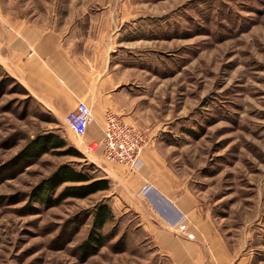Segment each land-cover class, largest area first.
Here are the masks:
<instances>
[{
	"label": "rangeland",
	"instance_id": "374dc122",
	"mask_svg": "<svg viewBox=\"0 0 264 264\" xmlns=\"http://www.w3.org/2000/svg\"><path fill=\"white\" fill-rule=\"evenodd\" d=\"M40 1L31 6L36 14ZM60 7L63 16L51 10L57 17L49 25L47 16L48 27L61 21L86 33L94 23L90 43L109 46L112 70L139 78L131 86L139 88V128L149 139L139 161L150 147L163 149L212 211L239 258L232 263L264 264V0H63ZM63 121L0 65V264H172L116 187L49 208L28 204L31 189L64 163L104 178L97 155L120 165L106 160L102 140L88 147V133L67 139L79 156L48 153L11 165L38 135L62 134ZM100 203L114 213L102 230L108 240L81 261L76 246Z\"/></svg>",
	"mask_w": 264,
	"mask_h": 264
},
{
	"label": "crops",
	"instance_id": "0c3cea01",
	"mask_svg": "<svg viewBox=\"0 0 264 264\" xmlns=\"http://www.w3.org/2000/svg\"><path fill=\"white\" fill-rule=\"evenodd\" d=\"M37 1L0 0V65L33 99L62 120L79 102H86L95 119L87 134L88 147L101 144L109 110L141 130L139 88L131 86L134 82L138 86L139 78L112 70L109 46L90 43L96 31L94 23L86 33L72 31L61 21L48 27L51 10L56 8L58 16H63V0H41L44 8L36 14L31 6ZM101 37L109 41V36ZM62 134L74 142L75 134L64 121ZM100 159L97 155L94 161L111 181V189L121 190L172 264H233L239 259L230 253L228 241L210 208L201 201L200 192L187 187L163 149L150 147L133 172L120 165L108 167ZM171 204L186 214L187 232L195 239L175 227L177 216L169 209Z\"/></svg>",
	"mask_w": 264,
	"mask_h": 264
},
{
	"label": "trees",
	"instance_id": "16d2710c",
	"mask_svg": "<svg viewBox=\"0 0 264 264\" xmlns=\"http://www.w3.org/2000/svg\"><path fill=\"white\" fill-rule=\"evenodd\" d=\"M48 153L79 156V151L69 144L63 134L49 132L32 139L13 159L11 165H21L39 160ZM110 180L95 177L89 172L74 168L71 164H62L50 176L43 178L28 194V204L53 207L68 198H86L95 193L109 190ZM114 218L112 208L107 203H100L93 212V222L87 237L76 246L77 256L81 261L97 254L108 240L102 230Z\"/></svg>",
	"mask_w": 264,
	"mask_h": 264
},
{
	"label": "built area",
	"instance_id": "2783aa9c",
	"mask_svg": "<svg viewBox=\"0 0 264 264\" xmlns=\"http://www.w3.org/2000/svg\"><path fill=\"white\" fill-rule=\"evenodd\" d=\"M56 14L52 13L49 18V25L56 21ZM65 124L78 136L84 137L94 124L95 119L91 107L84 101L71 110L64 117ZM149 139L145 133L134 125L120 118L115 112L107 111L104 135L102 138L103 155L109 162L123 165L131 172L135 171L138 165L139 157L143 150L148 146ZM152 186L147 187V191ZM173 208L176 212L177 222L175 227L189 238H194L193 234L187 232L188 221L186 214H183L176 205L171 204L169 209ZM167 212H164L165 216ZM166 217V216H165Z\"/></svg>",
	"mask_w": 264,
	"mask_h": 264
}]
</instances>
